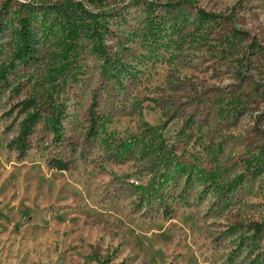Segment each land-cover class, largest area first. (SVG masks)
<instances>
[{
  "label": "rangeland",
  "instance_id": "obj_1",
  "mask_svg": "<svg viewBox=\"0 0 264 264\" xmlns=\"http://www.w3.org/2000/svg\"><path fill=\"white\" fill-rule=\"evenodd\" d=\"M195 1L157 36L143 0L125 3L127 22L112 26L129 66L122 87L86 50L79 81L64 92L63 142L54 143L42 123L21 162L6 149L3 114L32 93L42 71L19 70L20 93L0 98V264H264V232L254 238L252 230L264 219V173L246 177L224 204L205 177L220 169L218 180L231 182L264 143V0ZM198 9L220 17L208 34L195 23ZM94 94L104 124L90 138ZM164 123L160 134L176 159L204 174L163 190L168 197L183 189L194 203L170 217L139 206L129 188L153 174L150 154L136 150L124 161L111 152L123 137L147 143L154 135L147 127ZM53 159L68 170H51Z\"/></svg>",
  "mask_w": 264,
  "mask_h": 264
},
{
  "label": "trees",
  "instance_id": "obj_2",
  "mask_svg": "<svg viewBox=\"0 0 264 264\" xmlns=\"http://www.w3.org/2000/svg\"><path fill=\"white\" fill-rule=\"evenodd\" d=\"M129 1L132 0H116L113 6H106L101 0H0V56L3 57L0 61V98L9 90L20 93L21 81L17 74L20 69L37 65L42 71L32 93L3 114L10 120L4 128L8 135L6 149L15 155L17 162L28 156L32 149L31 137L42 123L54 143L63 142V120L67 116L64 92L69 83L79 81L86 50L101 61L102 76L122 87L123 79L130 74L129 66L119 55V50L124 49L123 39L116 36L112 26L125 25L127 12L124 4ZM196 4L195 0H143L147 28L155 36L163 29L171 31L172 25H177L184 6L194 7ZM219 18L198 9L195 23L208 34L210 23ZM111 37L116 43H108ZM261 87L264 89V84ZM97 107V94H94L88 110L90 138L97 136L104 124ZM166 124L147 127L154 134L147 143L137 141L134 136L123 137L111 152H114L113 158L124 161L135 155L136 150L143 156L150 154L153 174L145 185H131L129 188L139 194V206L145 204L152 210L158 206L163 217H170L180 209L191 208L194 203L183 189L176 196L170 193L168 197L163 190L170 183L185 179L189 184L196 180L195 174H200V177L204 174L176 159V147L167 144L160 134ZM46 165L51 170H68V164L61 159L49 160ZM220 171H210L207 175L205 173V177H208L210 189L216 192L220 204H224L246 177L253 180L264 173V143L255 153L249 154L244 160L243 172L231 182L223 185L218 180ZM252 230L254 238L259 237L264 232V219L255 223ZM250 245L248 242L246 248L249 249Z\"/></svg>",
  "mask_w": 264,
  "mask_h": 264
}]
</instances>
